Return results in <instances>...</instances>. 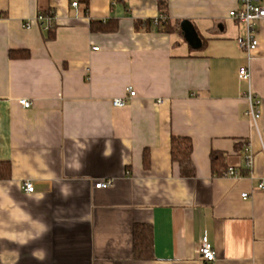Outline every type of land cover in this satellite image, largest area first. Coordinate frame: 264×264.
Instances as JSON below:
<instances>
[{
    "label": "crops",
    "instance_id": "crops-1",
    "mask_svg": "<svg viewBox=\"0 0 264 264\" xmlns=\"http://www.w3.org/2000/svg\"><path fill=\"white\" fill-rule=\"evenodd\" d=\"M160 1L174 33L136 28L163 17ZM72 4L0 0V161L12 170L0 180V264H204V235L216 264H264V21L250 65L263 102L256 131L238 78L245 30L230 17L239 0H90L88 16ZM39 11L53 12L54 40ZM91 20L117 29L94 33ZM172 135L191 139L193 177L172 162ZM238 143L250 145L253 172L215 177L213 151L244 169ZM101 180L112 187L95 189ZM135 224L152 226L149 261L134 258Z\"/></svg>",
    "mask_w": 264,
    "mask_h": 264
},
{
    "label": "built area",
    "instance_id": "built-area-1",
    "mask_svg": "<svg viewBox=\"0 0 264 264\" xmlns=\"http://www.w3.org/2000/svg\"><path fill=\"white\" fill-rule=\"evenodd\" d=\"M72 7L77 9L78 4L75 2L72 4ZM230 17L235 22L242 25L245 30L243 35H239L237 37L236 43L239 50L245 55L248 61V66L242 67L239 70L238 78L241 82L246 83L247 85V90L244 94V99L248 105L247 114L250 118L251 126L256 131H259V120L262 116L263 102L254 91L250 65L253 60L254 53L257 51L259 46L257 26L260 22L264 21V4L262 3V0H239V7L230 12ZM37 21L43 25L44 31H48L54 24L55 16L46 17L39 14ZM26 27H30V24L27 23ZM94 50H98V48H94ZM128 93L130 98L135 97L136 95V92L132 87L128 89ZM126 103L127 100L123 98H115L113 100V105L115 107H124ZM20 105L24 108H29L31 103L28 100H21ZM244 152V169H229L226 172L225 177H244L253 172L254 154L252 153L249 144L245 146ZM112 185V180H101L98 181L94 187L95 189H109ZM23 188L28 194L34 193L35 191V187L32 182L24 183ZM258 188L260 190H264V181L259 183ZM243 197L247 198L248 194H244ZM198 254L204 264H216L215 250L208 237L205 235L201 238Z\"/></svg>",
    "mask_w": 264,
    "mask_h": 264
},
{
    "label": "trees",
    "instance_id": "trees-1",
    "mask_svg": "<svg viewBox=\"0 0 264 264\" xmlns=\"http://www.w3.org/2000/svg\"><path fill=\"white\" fill-rule=\"evenodd\" d=\"M72 4L77 2L81 8L82 13L85 16L90 12V0H69ZM159 10L162 14V18L139 20L135 22V27L139 29L140 26L147 28L148 30L156 29L158 33L172 34L175 30V25L169 18L168 2L160 1ZM40 15L46 17H53L54 14L51 11H39ZM0 16H3L0 14ZM117 22L113 20H91L90 30L92 32H114L117 29ZM43 29V28H42ZM45 39L47 41L54 40L56 37V24L46 31ZM20 51H10L9 56L11 59L16 58ZM28 57V53L21 54ZM171 159L174 164H177L180 169L182 177H193L195 175L192 153L193 144L190 138L175 136L171 137ZM244 143H238L235 148L236 151H241L244 147ZM148 152L144 153V162H148ZM227 155L223 152L213 151L210 154L212 171L215 177H225L226 172L229 170L226 164ZM11 165L7 161H0V180H6L11 177ZM133 254L134 258L139 261H149L153 258V229L151 225L147 224H135L133 227Z\"/></svg>",
    "mask_w": 264,
    "mask_h": 264
},
{
    "label": "water",
    "instance_id": "water-1",
    "mask_svg": "<svg viewBox=\"0 0 264 264\" xmlns=\"http://www.w3.org/2000/svg\"><path fill=\"white\" fill-rule=\"evenodd\" d=\"M181 30H182L183 34L185 35V38L188 41H190L191 43H194V42L198 43L196 33L189 23L183 22L181 24Z\"/></svg>",
    "mask_w": 264,
    "mask_h": 264
}]
</instances>
